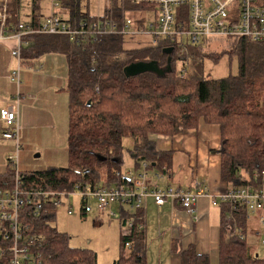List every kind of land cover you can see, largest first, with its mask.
I'll list each match as a JSON object with an SVG mask.
<instances>
[{"label": "trees", "instance_id": "obj_1", "mask_svg": "<svg viewBox=\"0 0 264 264\" xmlns=\"http://www.w3.org/2000/svg\"><path fill=\"white\" fill-rule=\"evenodd\" d=\"M34 2L37 4L38 0ZM19 8L20 0L8 1L6 35L18 32L22 23ZM143 10L149 12L151 8L112 0L103 16L119 26L131 17L141 26L143 19L135 15ZM58 14L72 27H80L84 22L90 25L99 19L90 15L88 0H61ZM30 26L36 27V23ZM216 41L219 40L180 47L169 39L142 42L121 34H86L78 39L60 34L24 36L21 62L38 60L47 54L66 57L69 119L67 167L21 172L22 185L49 192L131 186L123 173L125 138L133 139L128 152L136 171L143 163L145 169L156 163L155 168L164 171L171 156L157 149L154 137L197 128L203 120L221 129V179L231 190L261 188L264 181L254 176L264 172V44L224 39L230 49L216 57L219 54L210 50L211 43ZM169 49L172 52L168 54ZM224 55L237 57L238 74L220 79L205 77L204 61L218 62ZM140 62H155L165 73L127 77L125 68ZM182 69L186 72L184 77ZM12 181L14 186L15 171L7 166L0 174V187ZM34 209L25 206L21 221L28 226L24 231L34 238L32 246L43 264H97L93 251L71 247L70 237L58 231L50 201L42 212ZM221 209L218 264H264V256L252 250L248 237L235 233L248 227L244 208L234 209L229 203ZM230 213L232 220L227 219ZM134 216L137 220L123 231L120 256L113 264H148L145 230L139 229L145 221L144 210ZM120 224L124 229L125 223ZM0 264H9L8 257L1 258ZM179 264H210V260L189 247L182 252Z\"/></svg>", "mask_w": 264, "mask_h": 264}, {"label": "built area", "instance_id": "obj_2", "mask_svg": "<svg viewBox=\"0 0 264 264\" xmlns=\"http://www.w3.org/2000/svg\"><path fill=\"white\" fill-rule=\"evenodd\" d=\"M8 1L2 0L0 8V39L9 36L16 41L12 54L20 59L23 37L29 34L67 35L78 39L82 35L121 34L152 40L156 43L160 39H169L184 47L187 44L199 45L213 40L248 39L254 43L264 44V0H127L135 7L151 8L147 13H153L154 20L149 21L147 15L141 17L142 24L137 26L136 20L128 17L120 26L104 16L98 17L96 22L88 25L82 23L80 27H72L58 14L61 0L52 1V14L40 22L36 27L20 23L18 32L6 35ZM112 3V0H107ZM102 17V18H101ZM104 18V19H103ZM186 39V42L183 41ZM182 77L186 72L181 70ZM12 81L19 80V72L10 77ZM0 120L6 129L2 136L7 140H16L14 154L7 159L8 167L15 171V184L6 183L0 187V259L7 256L9 264H43L41 257L33 247L34 238L27 236L22 225L24 207L33 206L35 212L40 213L45 203L50 201L54 209L62 204L61 198H69V192H49L22 185L19 168V154L21 146L18 143L20 126L16 104H8L0 112ZM146 168V164H143ZM132 182L131 186H100L93 190H80L82 216L92 212L89 203H96L98 212L110 209V217L118 219L124 230L130 229L137 220L135 213L144 209L147 198L161 207L166 202L178 203L189 213H195L202 197L211 198L213 206L231 204L234 209L244 208L246 220L257 217L258 224L250 228L235 230L240 237L250 235L257 240L264 253V184L261 188L245 187L224 192L219 197H212L206 187L196 182L195 191H183L148 187L145 175H125ZM264 181V172L257 173L254 179ZM67 214L72 215L71 207ZM37 215V214H36ZM233 219L232 213L227 216ZM25 227V228H24ZM144 224L139 229L143 230ZM145 230V229H144ZM129 247V244H127ZM264 256V255H263Z\"/></svg>", "mask_w": 264, "mask_h": 264}, {"label": "crops", "instance_id": "obj_3", "mask_svg": "<svg viewBox=\"0 0 264 264\" xmlns=\"http://www.w3.org/2000/svg\"><path fill=\"white\" fill-rule=\"evenodd\" d=\"M39 1L32 3L29 25L43 23L52 10L46 9V15H39ZM111 3L107 0L94 5L89 0L91 16H103ZM21 5V0H20ZM19 21L21 12L19 8ZM65 20V18H63ZM16 41L10 36L0 39V112L8 104H16L19 118V138L21 146L20 165L34 164L42 160L38 167L23 171H42L50 167H65L61 163L68 161V64L61 54H47L38 60L22 61L12 52ZM19 72V80L10 77ZM6 129L0 120V174L4 173L7 159L14 154L16 140H7L2 136ZM156 147L171 156V162L164 171L142 167L136 171L134 164L123 172L125 175H145L149 188L195 191L196 182L206 187L212 197H219L231 190L221 179V129L217 124H207L203 120L197 128L187 129L172 136L155 137ZM134 163V162H133ZM21 171V170H20ZM222 206V205H221ZM221 206H213L211 198L202 197L195 213L182 209L178 203L166 202L158 207L152 198L144 203L145 242L148 264H179L183 251L194 247L198 253L207 255L210 264L219 262L221 240ZM119 222V221H118ZM102 223V222H101ZM248 227L258 224L257 217L247 220ZM120 224V222H119ZM122 229L121 235L124 231ZM120 235V237H121Z\"/></svg>", "mask_w": 264, "mask_h": 264}, {"label": "rangeland", "instance_id": "obj_4", "mask_svg": "<svg viewBox=\"0 0 264 264\" xmlns=\"http://www.w3.org/2000/svg\"><path fill=\"white\" fill-rule=\"evenodd\" d=\"M91 1V0H90ZM103 0H93L94 5ZM89 2V0H88ZM120 2V0H117ZM32 3L33 0H21L20 12H21V22H30L32 14ZM130 5V4H129ZM132 6V5H130ZM52 10V1L51 0H40L39 1V15H46V9ZM135 7V6H133ZM146 10L138 11L135 16L138 18L145 15ZM51 15V14H50ZM49 15V16H50ZM49 16H46L45 19ZM149 21L154 20L153 13H147ZM43 19V21H45ZM138 41L145 42V37L137 38ZM186 42V39H183ZM228 41H216L212 42L210 50L215 54H219L216 57H220V53L226 52L230 48L227 46ZM239 72V63L238 59L235 56L224 55L218 62L214 60L207 59L204 61L203 65V74L205 77L211 79H220L229 76H235ZM155 138V137H154ZM133 146V139L125 138L123 140L124 148V167L123 172H127L133 163V160L130 157L128 152ZM42 160L37 159L34 164H22L20 165V172H24L23 169L32 168H45L37 164L41 163ZM63 166L67 167L68 161L66 163H61ZM23 168V169H22ZM64 168V167H60ZM62 204L55 208L56 220L55 226L58 231L66 233L70 237V246L73 248H83L86 250H91L97 255V264H113L118 260L121 252V242L120 235L122 229L120 228L119 220L112 219L110 217V209L105 212H98L96 209V203H89V206L92 208V212L88 213L85 216H82L81 211V192L78 188L73 189V192L69 194V198L63 196L61 198ZM72 215H68L67 211L70 209ZM102 222V223H101ZM248 242L252 250L257 253L259 256H263V250L259 246L256 239L248 235Z\"/></svg>", "mask_w": 264, "mask_h": 264}, {"label": "water", "instance_id": "obj_5", "mask_svg": "<svg viewBox=\"0 0 264 264\" xmlns=\"http://www.w3.org/2000/svg\"><path fill=\"white\" fill-rule=\"evenodd\" d=\"M166 52L169 54L172 52V49H169ZM124 72L127 77H135L144 73H155L159 76H162L165 73L163 70H161L158 67V65L155 62L134 63L126 67Z\"/></svg>", "mask_w": 264, "mask_h": 264}]
</instances>
